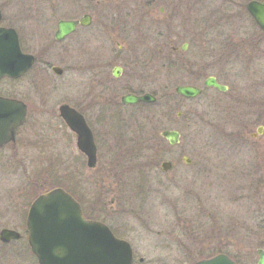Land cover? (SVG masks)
<instances>
[{
  "label": "rangeland",
  "instance_id": "obj_1",
  "mask_svg": "<svg viewBox=\"0 0 264 264\" xmlns=\"http://www.w3.org/2000/svg\"><path fill=\"white\" fill-rule=\"evenodd\" d=\"M4 1H0L5 4L1 23L20 26L24 21L19 11L23 1ZM115 1L117 4L105 10L107 18L122 21L126 15L129 28L140 34L145 30L146 36L149 11L142 4L147 0ZM246 1L241 0L243 4ZM204 3L203 12L186 13L192 18L187 22L180 17L169 20L171 10L161 13L158 4L150 11L157 21L154 37L151 42L146 39L153 54L143 60H126L114 54L115 59L106 60L104 99L107 115L114 114L94 125L102 143L94 168L86 166L54 113L63 101L71 99L81 106L84 98L89 101L86 71H67L63 77L54 78L60 89L50 93L47 106H41L39 92L24 80L0 81V95L12 94L29 104L27 123L18 129L16 144L8 146L18 150L11 158L27 159L16 170L12 165V170L6 169L7 182L0 180V212L9 217L0 215V227L23 228L14 213L21 204L13 202L19 200L20 187L27 186L29 201L62 177L68 178L90 216L105 220L134 242L137 257L145 260L143 264H170L172 260L189 264L217 252L242 263L252 258L254 264L256 248L264 247V135L250 134L264 126V34L247 12L239 15L235 11L227 22L219 11L220 20L214 15L218 22L211 25L214 19ZM203 15L202 27L206 28L201 34L197 21ZM160 20L170 22L158 23ZM32 23L28 21L26 32L42 34L43 27ZM107 40L116 47L131 45L113 35ZM82 44L70 54L71 61L77 67L80 62L92 67L94 61L87 57L90 54ZM182 44L184 50L170 54L169 46ZM79 51L83 57H77ZM114 65L123 67L119 78L111 75ZM137 65L154 71V85L146 92L156 97L155 107L119 104L128 88L137 90L130 78ZM211 75L229 86L227 93L203 86ZM187 84L201 87V94L184 98L174 93L177 85ZM163 130L178 131L179 143L170 145L161 136ZM25 132L31 133V146L22 140ZM39 136L42 150L37 145ZM184 156L191 162L185 163ZM162 161H170L172 167L162 171ZM145 163L153 167L146 171L149 166ZM4 249L0 243V264L7 258L3 252L10 251ZM23 254L28 256L25 250Z\"/></svg>",
  "mask_w": 264,
  "mask_h": 264
},
{
  "label": "flooded vegetation",
  "instance_id": "obj_2",
  "mask_svg": "<svg viewBox=\"0 0 264 264\" xmlns=\"http://www.w3.org/2000/svg\"><path fill=\"white\" fill-rule=\"evenodd\" d=\"M0 1H4V0H0ZM157 1H159L160 3ZM204 1H205L204 7L206 11L211 12V17L213 19L215 18L214 15H216L217 18L220 20L219 17L220 14H218L220 11L223 14L222 15L223 18L224 17L226 18L227 22L233 19V14H235L234 13L235 11H238L239 15L242 12H247V14L253 20V18L247 11V4L251 1H256L264 4V0H247L246 4H243L241 0H147L146 2L144 1L142 4V8L146 7L147 10L149 11L148 14L146 15L147 19L145 20V22H148L149 24V27L147 28V35L145 36V30L140 34L138 30L134 32L133 30H131V28H129L128 18L126 15L124 18L125 20L122 21L107 18V14L105 10H107L109 6L117 4L115 0H67V2L65 0H21L22 3L20 4L19 11L21 12V17L24 18V21L20 26L3 25L1 23L3 20V8L5 4L0 2V11L2 15L0 20V26L13 28L18 35L21 50L25 54H28L33 58L31 65L19 78L12 79L8 77H3L0 78V81L16 82V81L24 80L26 85L28 86L30 85L29 87L39 92V95L41 96V100H40L41 106H47L51 99L50 93L56 92L55 90L60 89V86L57 84L59 82L54 78L63 77V75L67 71H69V73L70 71L71 72L86 71V77H89L88 87L90 88L87 97H89L91 100L88 99L89 101H87V98H84L82 101V106L76 102H72L71 99L68 100L70 102L63 101V103H61L57 107V111L54 110V113H56L63 122L62 124L66 127L64 128L67 129V134L74 142L77 151L81 154V156L84 157L85 160L84 162L88 167L86 154L81 150H79L77 147V143H76L77 135L67 126L63 118L60 116L59 107L63 104H66L69 107L75 109L79 114L83 116L85 123L92 132L93 142L96 148V162L93 167H89V168H94L97 165V160H98L97 157L102 148L101 139L99 143L97 129L95 128L94 125L95 123H102L104 120H107L114 114V112H112L110 113L109 116L107 115V103L104 99V94L106 93V89H107L106 84L108 83L107 72H106L107 71L106 60L115 59L116 56L114 54H117V56H121L126 60L128 59L143 60L142 58H146L148 55L150 56V53L153 54L150 45H147L148 42H146V39L149 42H151L152 38L154 37L155 34L154 27L157 21L155 20L154 16L150 14V11L158 4H159L158 10L161 13L167 9L171 10V14L169 15V20H172L175 17H180L181 20H183V22H187L189 19L191 20L192 18H190L191 16L189 15L187 17L186 13L195 12V11L203 12L204 9L202 8L201 4ZM115 8H117V6ZM204 16L205 15L199 17L197 21L198 29L200 28L202 30L201 34L205 33L204 28H206V27L204 28L202 27V23L204 22L203 21ZM217 18L214 20H210L211 25L215 24V20L216 23L218 22ZM28 21L37 23V25L42 26L44 30L41 32L42 34L35 36V33L33 32L31 33L26 32L27 28H25V26H28ZM61 21L73 22L74 28L65 34H60L61 32L59 31V22ZM168 22L170 21L160 20L158 23L168 24ZM259 30L264 34L263 29L259 28ZM44 34L45 36L43 37ZM112 35L114 36V38L130 41L131 45L129 43L127 45L117 44V47L113 46L112 44L108 45L109 41L107 40V38L108 36L112 37ZM231 42H234L233 38L231 39ZM80 43H83L82 44L83 48L88 50L87 53H89L90 55H88L87 57L90 59V61H94L93 63L94 65L92 67L88 64V62H80L81 64L80 67H77L75 66V62L71 61L70 54L75 52L74 50L77 49V46ZM145 45L147 46L145 47ZM230 47L231 44L229 48ZM169 49H170L169 51L170 54L174 55L177 51L184 50L185 45L182 44L180 47L169 46ZM236 49L239 48L236 47ZM226 51L229 52L228 49ZM77 54H78L77 57H83L80 51ZM166 56H168L167 52H166ZM82 67L84 68L80 70L79 68ZM115 67H119V71L115 70L114 69ZM142 69L145 71H142ZM142 69L141 67H139V65H137L136 69L135 70L133 69V71L130 73V78L132 79L133 83L137 84V90L134 91L128 88L129 92L125 94L128 93L134 95L144 94L147 93L146 91L149 90L152 85H154V80H153L154 71L151 70V68L148 69L142 68ZM122 71H123V67L121 65H114L111 69V75L113 78H119ZM115 72L118 73L117 76L114 75ZM68 76L70 75L68 74ZM147 77L148 79L146 80L145 78ZM208 77H214L219 84L227 86L226 91H219L214 88L215 90L221 93L228 92L229 86L227 84H224L225 82L224 83L222 81L220 82L217 76H213V75L207 76L206 79ZM206 79H204L203 81L204 87H208L204 84ZM187 85L198 87L201 89L202 92V88L199 87L198 85H193V84H187ZM26 88L27 90H29L27 86ZM209 88H213V87H209ZM91 90L94 91V94H91ZM121 96L119 98V104L121 106H135V105L146 104V103L123 104L120 100ZM4 97L20 100L26 105L27 108L26 119L19 127H17L14 141L11 140L3 144H0V169L2 171L0 180L4 179L7 182L8 180L5 177L6 169L8 168L11 169V165H12L16 167L14 168L16 170L17 168H19L17 166L18 165L20 166V162L27 159V157L25 156H22L20 159L16 157H15L16 159L11 158L12 155H16V152L18 150L12 149L11 147L8 146L10 145L14 146L16 144L18 129H20L27 123L29 117V107H28L29 104L27 103V101L25 102L21 99H18L17 97L12 96V94ZM70 97H73L72 93L70 94ZM179 115L180 113L177 116ZM30 135L31 133L29 132L22 133V136L24 137L22 136L21 137L26 146H31ZM38 140L39 142L37 145L40 146V150H42L43 146L40 143L41 142L40 136L38 137ZM9 189L12 188L10 187ZM19 189L21 190L20 191L21 194H19V200L17 201L14 200L13 202L21 205L15 208L14 213L16 220H18V222H20L21 220L23 228L22 229L16 227L9 228L7 226L0 227V231L2 229H11L17 231L20 235L19 238L12 239L8 242H4L0 240L1 245L5 247L4 250L6 249L10 250L8 253L3 252L4 256L7 258L2 260L1 264H41L37 256L31 250V247L28 243L29 230L26 226V217L28 214L29 206L38 195H36L33 199L31 198L32 199V200L30 199L31 201L30 200L28 201L26 197L27 186L23 185ZM15 190L18 189L14 188L13 191ZM77 200L81 205L83 216L86 219L96 220L107 225L117 238L125 240L129 243L131 247V251L133 253L131 264H143L145 262L143 257H137L135 244L132 240L128 238V236H123L121 233L118 232L116 228L107 224L105 220L103 221L100 218L90 216V214L85 211L86 209L84 207L83 201L80 198ZM0 210L2 209L0 208ZM2 214L5 215V216H1L2 218H9L8 213L0 212V215ZM10 214L12 216V212H10ZM18 242L21 243L17 244ZM259 249L264 250V247L256 248L255 251L256 258L254 264H258ZM24 250L26 251L28 256H24L23 254ZM218 253L219 252L210 254L205 257L201 256L200 258L192 261L189 264H194L199 260L210 258ZM227 256H229V258H231L233 261H235L238 264H251L252 261L251 258L250 261L242 263L235 260L233 257H231L228 254ZM177 262L180 261L172 260L169 263L178 264Z\"/></svg>",
  "mask_w": 264,
  "mask_h": 264
},
{
  "label": "water",
  "instance_id": "obj_3",
  "mask_svg": "<svg viewBox=\"0 0 264 264\" xmlns=\"http://www.w3.org/2000/svg\"><path fill=\"white\" fill-rule=\"evenodd\" d=\"M247 11L264 30V4L251 1ZM1 19V11H0ZM74 28L73 22H59L60 34ZM33 61L20 47L16 31L11 27L0 26V78L20 77ZM119 71V67H115ZM115 76L118 73L115 72ZM204 84L219 91L227 86L219 84L214 77H208ZM177 95L194 98L201 92L192 85H178L174 89ZM123 104L154 102L150 93L121 96ZM60 116L67 126L77 135V147L87 157L88 167L96 162V148L92 132L81 114L63 104L59 107ZM26 105L17 99L0 96V144L15 139V132L26 119ZM161 135L170 145L179 142L180 134L176 130H163ZM264 135V126L259 125L250 134L251 137ZM183 161L191 160L184 156ZM172 167L170 161H162L160 168L166 171ZM29 230L28 243L41 264H131L133 255L129 243L117 238L105 224L88 220L83 216L81 206L75 198L61 187H54L38 195L30 204L26 217ZM19 233L11 229L0 231V240L8 242L19 238ZM258 264H264V250H258ZM194 264H238L224 253L202 259Z\"/></svg>",
  "mask_w": 264,
  "mask_h": 264
},
{
  "label": "trees",
  "instance_id": "obj_4",
  "mask_svg": "<svg viewBox=\"0 0 264 264\" xmlns=\"http://www.w3.org/2000/svg\"><path fill=\"white\" fill-rule=\"evenodd\" d=\"M156 102V101H155ZM147 103V105H151L152 107H155V105H156V103ZM149 119H152V118H149ZM240 137H239V139H241V140H245L240 134H238ZM146 150H151L152 148H150V149H148V147H146L145 148ZM154 154V153H153ZM152 154V155H153ZM151 155V156H152ZM145 165L146 166H149V163H145ZM139 166L141 167H143L144 166V164L143 163H140L139 164ZM150 167H153V166H149L147 169H146V171H148V170H150ZM142 179H143V173H142ZM69 178H71V176H69ZM69 181H68V178H67V181L65 180V179H63L62 177H59V178H57L56 180H55V185L56 186H61V187H63V188H65L67 191H69L74 197H76L77 199H79V197H77V193H76V191H75V189L73 188V187H71V186H69V183H68Z\"/></svg>",
  "mask_w": 264,
  "mask_h": 264
}]
</instances>
